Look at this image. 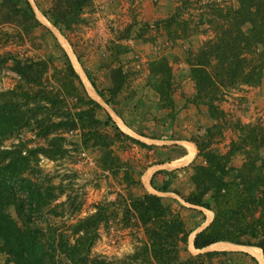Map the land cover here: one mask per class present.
Wrapping results in <instances>:
<instances>
[{
	"label": "rangeland",
	"instance_id": "rangeland-1",
	"mask_svg": "<svg viewBox=\"0 0 264 264\" xmlns=\"http://www.w3.org/2000/svg\"><path fill=\"white\" fill-rule=\"evenodd\" d=\"M28 2L34 14L36 10L40 14L46 13L51 7L50 0ZM176 2L90 0V5L76 14L75 21L61 25L59 34L66 38L72 55L98 90L110 89L120 80L114 78L116 72L120 70L122 74L123 85L112 99L119 117L112 116L108 110L110 108L102 102L107 109L86 90L87 95L99 106V109L93 105L87 106L92 109L93 117L104 121L105 114H108L120 132L144 146L121 136L114 138L113 128L100 126L97 132L107 133L110 139L108 146L111 156H116L124 164L120 169L102 170L99 166L100 153L90 144L87 147L81 145L82 131L77 126L73 131L61 135L65 150L62 157L48 159L39 155L36 168L21 176L35 186L40 197L44 198L42 202L45 205L26 217L18 216L11 206H7L5 211L20 229L40 230L42 236L38 240L45 251L52 255L55 264H66L55 246L58 236L72 240L69 238L71 227L97 212L101 218L94 231L95 238L89 255L103 258L112 264L115 261L120 264L121 260L123 264H139L138 260L134 262L126 258L137 251L144 237L136 220L124 212L125 204L122 200L128 196L150 193L145 187L148 180L145 182L144 177L146 172H152L153 166H159L158 163L167 171L152 180L153 187L164 184L167 192L159 194L160 197L163 201L175 200L168 205L174 212L180 213L186 227L192 230L186 252L192 256L201 254L191 250V241L194 231L210 221L206 224L207 214L204 209L189 206L181 199L190 195L194 188L191 167L203 164L202 159L196 156L193 142H201L200 137L204 131L217 125L220 136L213 135L203 142L208 144L207 149L212 152L224 154L230 141H235L238 136L233 126H257L264 133V70L257 87L234 85L221 90V101L217 104L224 115L221 120H211L205 106L192 102L194 88L183 53L187 43L169 40L160 23L172 13ZM192 12L195 14L196 11ZM0 30L20 36L13 37L5 44L0 41V54L8 52L21 60H41L47 65L43 85L46 88H63L61 78L65 61L52 38L42 28L25 33L11 26ZM208 35L206 26H200L196 39L191 41L193 49L206 40ZM9 66L10 63L0 65V92L11 90L18 79ZM73 70L76 71V68ZM78 95L83 96L81 92ZM67 101L68 109H71L68 111H79L78 99L69 97ZM35 132L34 123L29 121L23 129L4 138L2 149L10 150L18 143L32 149L44 147V138L36 136ZM186 144L193 146L195 152L190 161L181 163L188 156ZM183 155L187 156L179 159ZM255 156L257 164L264 163V145ZM229 160V167L238 168L245 161L243 151L234 152ZM32 195L34 198V188ZM18 197L27 204L26 193L20 192ZM208 213L213 217L210 211ZM181 255L184 256V253L181 252ZM202 262L207 263L206 260ZM209 262L240 264L229 255L217 256ZM0 264H12L1 251ZM245 264L250 262L246 261Z\"/></svg>",
	"mask_w": 264,
	"mask_h": 264
},
{
	"label": "trees",
	"instance_id": "trees-1",
	"mask_svg": "<svg viewBox=\"0 0 264 264\" xmlns=\"http://www.w3.org/2000/svg\"><path fill=\"white\" fill-rule=\"evenodd\" d=\"M202 1L177 0L172 13L160 23L169 40L187 43L183 53L194 88L192 102L205 106L210 119L215 121L224 116L217 106L222 89L234 85L257 87L260 84L264 70V0ZM50 5L49 10L41 12V15L60 32L61 25L75 21L76 14L87 8L90 0H50ZM192 11H196L195 14ZM5 26L18 28L24 33L42 28L52 38L65 61L61 78L63 88H46L42 83L47 71L46 63L21 60L8 52L0 54V65L10 63L9 68L18 76L11 90L0 92V251L12 264H55L52 255L38 240L42 236L40 230L20 229L5 211L7 206H11L18 216L26 217L45 205L35 186L21 176L36 168L39 155L48 159L62 157L65 150L61 135L77 126L82 131L81 145L87 147L90 144L100 153L99 166L102 170L120 169L124 164L116 156H111L110 139L107 133L97 132L100 126L113 128L114 138L121 136L137 145L144 144L120 132L108 114H105L104 121L93 117L92 109L87 106L93 105L97 109L99 106L87 95L68 56L49 29L40 24L28 0H0V28ZM200 26H206L210 36L193 49L191 41L196 39ZM16 36L19 35L0 30L2 44ZM82 71L95 94L119 117L112 99L123 85L120 70L114 76L120 80L105 91L98 90L85 70ZM80 92L82 97L78 95ZM69 97L80 101L78 112L68 111L71 110L68 109ZM58 110L64 112L59 113ZM29 121L34 123L36 136L44 138L45 146L32 149L18 143L10 150L2 149L4 138L23 129ZM233 127L238 136L235 141H230L224 154L212 152L203 142L213 135L220 136L217 125L204 131L201 142H193L196 156L202 159L203 164L191 167L193 191L187 197H180L189 206L213 214L211 222L194 234L192 247L195 250L200 251L219 242L252 246L261 251L264 264V163L257 164L255 156L264 145V133L257 126L237 124ZM239 150L243 151L245 161L238 168L229 167L231 155ZM162 171L154 172L152 177ZM149 186L158 193L167 192L164 184L153 187L151 178ZM20 192L26 193L27 204L18 197ZM122 201L124 212L136 220L144 237L141 246L127 260H138L139 264H204L202 261L206 260V264H210L212 258L220 255L249 257L244 253L225 251H207L194 256L188 254L186 246L192 230L186 227L180 213L174 212L168 205L175 202L173 199L163 201L161 197L145 192L139 196H128ZM100 218L97 212L77 221L70 229L69 238L72 240L58 236L55 246L66 264H112L89 255ZM181 252L184 256H180ZM249 260L257 264L252 257ZM123 262L121 260L120 264Z\"/></svg>",
	"mask_w": 264,
	"mask_h": 264
},
{
	"label": "bare ground",
	"instance_id": "bare-ground-1",
	"mask_svg": "<svg viewBox=\"0 0 264 264\" xmlns=\"http://www.w3.org/2000/svg\"><path fill=\"white\" fill-rule=\"evenodd\" d=\"M31 2V1H30ZM35 14H36V18L43 24L45 25L54 35V37L57 39L58 43L61 45L62 48L66 49L67 52L66 54L68 55L69 59L71 60V62L73 63V68L75 69L76 68V72L79 74L78 76L80 77L84 87L86 88L87 92L89 95H92L93 97H95L99 102L102 103V101H100V99L98 98V96L95 94V92L93 91L92 87L90 86L89 82L87 81V79L85 78L84 76V73L82 71V69L80 68L78 62L76 61V59L74 58V56L72 55L71 51H70V48H69V45L68 43L66 42V40L59 34V32L49 23L46 21V19L36 10L35 11ZM103 104V103H102ZM104 105V104H103ZM105 106V105H104ZM106 107V106H105ZM107 108V107H106ZM108 109V108H107ZM109 112L112 114V116H115L111 111L110 109H108ZM117 118V117H116ZM123 126V125H122ZM186 146V149L188 151V156L183 159V161L181 163H185V162H188L187 160H189L194 152H195V149L193 146L191 145H185ZM190 161V160H189ZM171 167V166H170ZM159 168H164L163 165H159L157 167H153L151 168V170H155V169H159ZM165 169V168H164ZM151 174V171H148L146 172V175L144 177V180L145 182H147V180H149V176ZM145 187L147 188V190L150 192V193H153V194H160V193H157L155 191H153L151 189V187L149 186L148 182H147V186L145 185ZM205 215L207 214V221H206V224L210 221L211 222V219H212V215L210 213H208L209 211L207 210H203ZM209 222V223H210ZM205 223V222H204ZM208 223V224H209ZM206 225H202L201 228H198L196 231H194V234L198 231H200L202 228H204ZM193 234V236H194ZM191 241V240H190ZM192 242V241H191ZM192 246V244H191ZM191 248L192 251L194 252H204L206 250H211V251H220V250H227V251H240V252H244L248 255H250L251 257L255 258L256 261L259 263V264H263V256L261 254V251L258 249V248H255V247H252V246H242V245H235V244H232V243H225V242H219V243H215V244H212L210 246H208L207 248L201 250V251H198V250H194V248ZM215 249H219V250H215Z\"/></svg>",
	"mask_w": 264,
	"mask_h": 264
},
{
	"label": "crops",
	"instance_id": "crops-1",
	"mask_svg": "<svg viewBox=\"0 0 264 264\" xmlns=\"http://www.w3.org/2000/svg\"><path fill=\"white\" fill-rule=\"evenodd\" d=\"M187 154V153H186ZM187 156V155H186ZM185 155H183V156H181V157H179V159L180 158H184V157H186ZM179 159H177V160H179ZM177 160H175V161H177ZM171 162H174V161H171ZM158 165H161V164H158ZM155 166H157V165H155ZM154 167V166H153ZM167 171L166 169H164V168H159V169H155V170H152V172H151V174H150V176H149V180H150V178H151V180H155V177L156 176H159L160 174H162V173H165V172H163V171ZM177 170V169H176ZM156 171H162V173H158V174H155L153 177H152V175H153V173L154 172H156ZM174 171V170H173ZM149 180H148V184H149ZM152 189V188H151ZM153 190V189H152ZM154 191V190H153ZM156 192V191H155ZM148 193V192H147ZM158 193V192H157ZM150 194V193H149ZM153 194V193H152ZM163 194H165V193H160V195H163ZM154 195H156V194H154ZM160 195L159 194H157L156 196H158V197H160ZM165 199V198H164ZM168 199V198H167ZM166 200V199H165ZM192 232V231H191ZM191 232H190V234H191ZM189 234V235H190ZM225 252H238V251H225ZM240 253H243V252H240ZM239 254V253H238ZM244 254H246V253H244ZM226 255H229V256H231L233 259H234V261L236 260V261H239V263L240 264H245L246 263V261L247 262H250V260H249V257H251L250 255H248L249 257H247V258H243L242 256H236V257H233L232 255H230V254H226ZM253 258V257H252ZM238 259V260H237ZM255 261H256V259L255 258H253ZM233 263V262H232ZM256 263L257 264H259L257 261H256ZM250 264H252L251 262H250Z\"/></svg>",
	"mask_w": 264,
	"mask_h": 264
},
{
	"label": "water",
	"instance_id": "water-1",
	"mask_svg": "<svg viewBox=\"0 0 264 264\" xmlns=\"http://www.w3.org/2000/svg\"><path fill=\"white\" fill-rule=\"evenodd\" d=\"M98 98H99V97H98ZM99 99H100V98H99ZM100 101H101V99H100ZM207 225H208V224H207ZM207 225H206V226H207ZM206 226H205V227H206ZM202 229H203V228H202ZM198 232H199V231H198ZM196 233H197V232H196ZM192 239H193V238H192ZM191 244H192V242H191ZM192 248H193V247H192ZM194 250H195V249H194ZM200 251H201V250H200ZM204 252H206V251H204ZM238 252H240V251H238ZM197 253H199V252H197ZM201 253H203V252H201ZM243 253H244V252H243Z\"/></svg>",
	"mask_w": 264,
	"mask_h": 264
}]
</instances>
